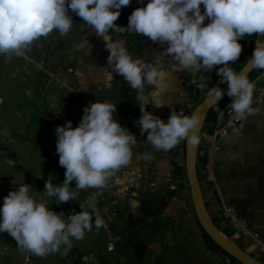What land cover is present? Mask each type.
Wrapping results in <instances>:
<instances>
[{"label": "crops", "instance_id": "1", "mask_svg": "<svg viewBox=\"0 0 264 264\" xmlns=\"http://www.w3.org/2000/svg\"><path fill=\"white\" fill-rule=\"evenodd\" d=\"M147 2L131 0L116 22H128L132 11ZM107 35L121 41L133 58L159 61L160 75L156 83H145L142 101L122 76L113 72L108 79L112 70L105 41L82 20H73L64 35L53 30L41 36L25 56L0 54V204L22 178L36 195L48 179L54 186L63 182L55 127L67 120L77 126L90 102H114L115 118L137 139L128 164L113 170L104 187L73 188L77 199L59 205L54 197L48 199L65 216L79 212L81 205L95 210L104 220L101 228L73 240L67 253L45 257L22 250L9 233L0 232V264H222L204 239L187 177L179 174L181 167L186 172L185 145L154 149L137 124L141 103L165 121L171 111L177 113L189 100L188 81L200 72L177 71L171 57L158 55L167 44ZM199 155L208 217L232 245L264 264V104L217 144L201 135ZM139 245L145 246L140 258L135 256Z\"/></svg>", "mask_w": 264, "mask_h": 264}, {"label": "clouds", "instance_id": "2", "mask_svg": "<svg viewBox=\"0 0 264 264\" xmlns=\"http://www.w3.org/2000/svg\"><path fill=\"white\" fill-rule=\"evenodd\" d=\"M130 3L131 0H0V54L25 56L41 36L53 30L61 35L68 33L73 27L70 13H74L105 41L107 64L112 70H107L108 77L112 79L113 72L122 76L142 101L145 83H156L160 75L155 66L159 61L147 63L140 57L133 58L121 41L107 35L122 7ZM127 28L152 42L167 44L158 55L171 57L177 71L215 69L220 80L207 95L218 104L225 95L219 85L227 83L226 95L231 98L228 108L237 120L254 111L251 105L255 82L248 79L247 72H235L228 64L239 59L242 38L264 35V0H148L128 16ZM256 45L248 63L264 70V42L256 41ZM197 87L204 85L198 83ZM145 105L139 104L142 114L137 124L154 149L171 150L185 138L193 146L198 144L196 136L191 135L199 127L196 115L182 116L173 110L165 121L145 111ZM116 110L114 102L96 100L83 108L77 126L67 120L55 127V152L65 169V178L58 186L48 179L44 191L36 195L31 192L33 186L23 183L22 178L14 184L18 188L10 189L2 198L0 232L9 233L22 250L38 257L67 253L73 240H81L86 231L104 225L95 210L90 212L81 205L79 212L65 216L63 211L52 209L48 199L54 197L57 205L76 200L78 192L73 188H102L113 170L128 164L137 139L115 118Z\"/></svg>", "mask_w": 264, "mask_h": 264}, {"label": "built area", "instance_id": "3", "mask_svg": "<svg viewBox=\"0 0 264 264\" xmlns=\"http://www.w3.org/2000/svg\"><path fill=\"white\" fill-rule=\"evenodd\" d=\"M70 15H72L73 20H81V18L76 16L74 13H70ZM115 23V26L109 29L107 34L128 37L137 40L145 37L142 34H137L134 31H130L127 28L128 22ZM244 41H246L245 37L242 38L239 42L242 45ZM219 80L220 77L217 75L215 69L211 72L201 71L196 77L191 79L188 82V89L190 93L189 100L179 108L177 114L190 117L193 110L208 97L207 93L210 87L216 86L219 83ZM250 81L255 82V89L253 92V104L251 105V107L255 109L264 104V70L260 69ZM198 83H203L204 87L198 88ZM230 103L231 98L229 97L223 103L217 104L215 107H213V119L211 120V122L208 123H206L205 121L202 127L201 135H206L207 137L211 138L213 143L215 144L219 143L222 139H224L232 129L238 127L244 121L246 115L248 114L246 113L242 119L237 120L235 118V114L230 108H228ZM179 143L185 145V139L180 140ZM171 190L176 192L178 190V186L173 185L171 187ZM109 249L112 250L113 247L110 246ZM218 254L220 256L222 264H241L232 259L229 255L225 254L224 252H218Z\"/></svg>", "mask_w": 264, "mask_h": 264}, {"label": "water", "instance_id": "4", "mask_svg": "<svg viewBox=\"0 0 264 264\" xmlns=\"http://www.w3.org/2000/svg\"><path fill=\"white\" fill-rule=\"evenodd\" d=\"M257 41L264 42V35L256 34ZM144 44V41L141 43ZM257 45H255L256 47ZM254 47V48H255ZM254 50V49H253ZM253 53V51H252ZM252 53L248 61L252 57ZM240 70V72H247L249 77L253 71L256 69L252 67L249 63ZM228 85L224 84L221 89L225 93L223 99L227 98L226 95ZM218 102V103H219ZM217 104L207 97L202 101L191 113L190 117L196 115L200 121L198 129L193 131L191 135L196 136L198 139V144L193 146L188 142V139L185 138V170L188 186L190 189L191 199L193 202L194 210L198 218L199 224L202 227L203 232L227 255H229L235 261L241 264H263L250 253L232 245L214 226L213 221L208 217L205 204L203 201L201 187H200V178L198 172V155H199V144H200V135L202 127L206 121L207 114L215 107ZM145 249L144 245H139L135 251V256L140 258L142 257V252Z\"/></svg>", "mask_w": 264, "mask_h": 264}, {"label": "trees", "instance_id": "5", "mask_svg": "<svg viewBox=\"0 0 264 264\" xmlns=\"http://www.w3.org/2000/svg\"><path fill=\"white\" fill-rule=\"evenodd\" d=\"M245 38H246V41L242 43V52H241L239 59L234 62H229L228 64V67L232 68L233 71L238 72V73L247 63V60L249 59L252 53V50H253V42L256 41L257 35L254 34L253 36H245ZM259 70L260 69L256 68L253 71V73L248 77V79L251 80ZM187 89H188V83H187ZM225 100H227V98H225L218 104L223 103ZM212 116H213V111L211 110L206 116V123L210 122L213 119ZM203 161H204V158L201 155H198V171H199L200 166L203 165ZM179 174H181L182 176H186V172L184 171V168L181 167V169H179ZM204 239L210 245L212 249L218 252H223L205 233H204Z\"/></svg>", "mask_w": 264, "mask_h": 264}, {"label": "rangeland", "instance_id": "6", "mask_svg": "<svg viewBox=\"0 0 264 264\" xmlns=\"http://www.w3.org/2000/svg\"><path fill=\"white\" fill-rule=\"evenodd\" d=\"M256 41H257V39H256ZM253 44H256V42L254 43L253 42ZM254 49V48H253ZM253 51V50H252ZM248 61V60H247ZM226 84V83H225ZM224 84H222V85H219L220 87H222ZM227 99H228V97H227Z\"/></svg>", "mask_w": 264, "mask_h": 264}, {"label": "snow or ice", "instance_id": "7", "mask_svg": "<svg viewBox=\"0 0 264 264\" xmlns=\"http://www.w3.org/2000/svg\"><path fill=\"white\" fill-rule=\"evenodd\" d=\"M108 79L110 80V78L108 77Z\"/></svg>", "mask_w": 264, "mask_h": 264}]
</instances>
